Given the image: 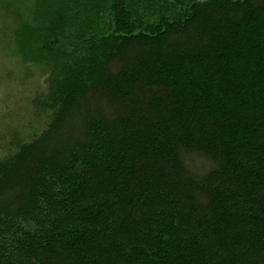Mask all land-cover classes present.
Returning <instances> with one entry per match:
<instances>
[{
  "label": "trees",
  "instance_id": "1",
  "mask_svg": "<svg viewBox=\"0 0 264 264\" xmlns=\"http://www.w3.org/2000/svg\"><path fill=\"white\" fill-rule=\"evenodd\" d=\"M43 72L0 152V264H264V0H0Z\"/></svg>",
  "mask_w": 264,
  "mask_h": 264
},
{
  "label": "rangeland",
  "instance_id": "2",
  "mask_svg": "<svg viewBox=\"0 0 264 264\" xmlns=\"http://www.w3.org/2000/svg\"><path fill=\"white\" fill-rule=\"evenodd\" d=\"M2 21V20H0ZM0 32V152L16 138L26 137L38 127L30 111V96L43 88V72L23 65L7 51Z\"/></svg>",
  "mask_w": 264,
  "mask_h": 264
}]
</instances>
